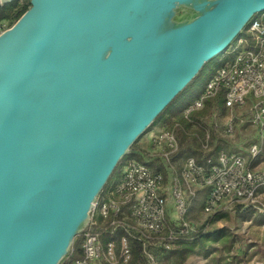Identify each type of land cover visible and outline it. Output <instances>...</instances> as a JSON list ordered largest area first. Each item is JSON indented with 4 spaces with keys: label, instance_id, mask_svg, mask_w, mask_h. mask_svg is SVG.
Returning a JSON list of instances; mask_svg holds the SVG:
<instances>
[{
    "label": "water",
    "instance_id": "water-1",
    "mask_svg": "<svg viewBox=\"0 0 264 264\" xmlns=\"http://www.w3.org/2000/svg\"><path fill=\"white\" fill-rule=\"evenodd\" d=\"M28 5L0 34V264H60L131 146L264 0Z\"/></svg>",
    "mask_w": 264,
    "mask_h": 264
},
{
    "label": "built area",
    "instance_id": "built-area-1",
    "mask_svg": "<svg viewBox=\"0 0 264 264\" xmlns=\"http://www.w3.org/2000/svg\"><path fill=\"white\" fill-rule=\"evenodd\" d=\"M0 22V34L9 28ZM231 62L222 64L207 80L203 92L181 113L187 116L203 108L204 101L224 91V108L227 111L223 134L231 137L238 126L254 128L260 141H264V14L252 19L244 35L231 47ZM251 94L254 103L247 112L238 114ZM208 135L202 146L207 150ZM151 153L163 160L167 179L148 165L128 159L120 167L119 179L100 195L94 203L89 227L79 235L81 258L66 264H126L130 260L128 237L138 232V240L152 241L170 249L169 243L178 236H186L193 227L187 213L196 191L206 190L202 213L206 215L234 209H249L264 215V170H257L261 146L248 148V161L235 153L219 151L214 160L199 165L193 158L185 159L175 170L171 156L177 152L175 134L161 126L148 136ZM262 144V143H261ZM170 206V207H169ZM171 209L176 230L168 232L163 241L167 211ZM169 221V220H168ZM108 224L112 236L122 228L117 240L101 239L98 229ZM105 230V229H104ZM108 236V237H109ZM72 253V250L70 254ZM70 254L68 256H70ZM152 264L153 259L148 255Z\"/></svg>",
    "mask_w": 264,
    "mask_h": 264
},
{
    "label": "trees",
    "instance_id": "trees-1",
    "mask_svg": "<svg viewBox=\"0 0 264 264\" xmlns=\"http://www.w3.org/2000/svg\"><path fill=\"white\" fill-rule=\"evenodd\" d=\"M28 7V1L20 6H16L15 3L4 7L0 6V22H9L11 25L14 24L28 9ZM231 61L232 58L224 57L220 64L216 65L212 64V62L205 64L196 78L172 101V103L157 117V119L152 124L153 126L165 113L168 112L170 108L173 107V111L169 113L168 119L172 120L168 127L173 130L178 145L177 152L170 158L173 164H175V161L178 160L182 164L185 159L191 157L196 161L197 164L204 165L207 160H214L216 154L219 152L217 148L213 151L210 148L211 138L205 132L206 126L204 121L206 118H211L212 116H227V111L224 108V91L219 90L213 98L205 100L203 108L199 111L191 112L187 116H183L181 112L195 99V97H192L189 94V88L196 85L198 79L202 75L208 80L222 64ZM206 135H208L207 150H204L202 146L205 144ZM136 143H134L130 148L131 155L123 158L117 165L116 169L113 171L106 185L102 189L100 195H102L107 190V188L113 184L117 169L123 164L125 160L128 159H134L136 161L145 163L154 172L161 173L165 179H167V175H170V173L165 169L163 160L151 153L150 145H148V149H145L144 147L135 149ZM180 165L177 167V171L179 170ZM251 213H253V211L249 209H244L243 211V215L245 217H249ZM222 219L223 214L221 212L210 214L204 226L198 229L194 228L192 232L186 236H178L175 240L169 243L170 249L168 250L155 244V242H142L138 240L137 238L139 233L135 231L131 236L128 237L130 260L126 264H152L148 258V255L153 259L155 264H185L186 260L192 255L201 256L206 259L210 254V246H208V243L217 242L219 240H221L220 252L225 256L223 259L227 260L226 258H230L233 260V262L230 264H239L241 262V257L230 255L236 241L235 237L228 231V229H217L209 234L205 231L208 225H212L214 222ZM176 229V224L167 220L165 222L164 233L161 236V241L166 238L169 231ZM98 231L100 232L101 239L104 243L110 239L116 244L119 237L124 233L122 228H117L115 229L113 235L109 236L108 233L111 231V228L109 227L108 229V224H106L103 228L98 229ZM71 250L72 253L70 256L66 257V259H64L60 264H66L67 262L75 261L81 258L79 236L74 238ZM244 254L246 253H243V255ZM210 260L214 264H220L221 262V259L219 258H211ZM100 264L107 263L102 262Z\"/></svg>",
    "mask_w": 264,
    "mask_h": 264
},
{
    "label": "rangeland",
    "instance_id": "rangeland-1",
    "mask_svg": "<svg viewBox=\"0 0 264 264\" xmlns=\"http://www.w3.org/2000/svg\"><path fill=\"white\" fill-rule=\"evenodd\" d=\"M28 0H18L15 2L16 6H20L26 3ZM8 26L11 24L9 22ZM244 35V32L242 33ZM232 54L231 48L225 53L218 55V57L212 61V64H220L224 57H230ZM207 78L201 76L196 85L189 88V94L192 97H198L204 90L205 81ZM252 95L249 94L246 97V105L237 111L238 114H245L248 108L254 103ZM173 111V107L168 110L144 135L135 145V149L144 147L149 148L148 136L151 132L159 129L161 126H169L172 120L169 119V113ZM226 116L218 117L212 116L211 118H206L204 124L206 126L205 132L211 138L210 148L213 151L218 149L219 151H225L228 153L239 154L246 161H248V148L251 144L257 143L261 146V152L259 158L256 160V165L259 164L260 167L257 170L261 171L264 168V141H260V136L258 132L248 126L247 124L238 126L235 129L234 134L231 137H227L223 134L224 123ZM262 143V144H261ZM175 170L181 164L180 161H175ZM121 167V166H120ZM120 167L117 169L114 179L120 174ZM170 175H167V180ZM206 198V190L196 191V196L190 203L187 220L193 229H198L207 221L209 215L202 213V207ZM264 203V201H262ZM170 207V206H169ZM243 209H234L233 211H223V219L214 222L212 225H208L205 229L206 233H212L217 229L226 228L235 237V245L233 246L230 255H235L241 257V262L239 264H264V216H260L257 213H251L249 217L243 215ZM167 217L169 221H172L173 213L171 209L167 211ZM221 240L217 242L208 243L210 254L205 259L201 256H190L185 264H214L210 259L219 258L221 259L220 264L232 263L233 260L230 258L223 259L225 256L220 252ZM243 253H246L243 255ZM243 257V258H242ZM238 264V263H237Z\"/></svg>",
    "mask_w": 264,
    "mask_h": 264
},
{
    "label": "crops",
    "instance_id": "crops-1",
    "mask_svg": "<svg viewBox=\"0 0 264 264\" xmlns=\"http://www.w3.org/2000/svg\"><path fill=\"white\" fill-rule=\"evenodd\" d=\"M258 167H260L259 164H257V168H258ZM261 169L264 170V168H261ZM118 179H119V176H118L117 178L114 179L113 184H116V182L118 181Z\"/></svg>",
    "mask_w": 264,
    "mask_h": 264
}]
</instances>
